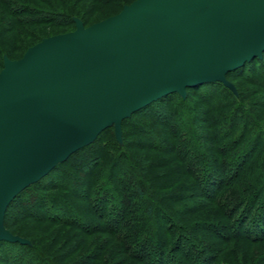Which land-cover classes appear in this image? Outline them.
Masks as SVG:
<instances>
[{"label":"water","instance_id":"1","mask_svg":"<svg viewBox=\"0 0 264 264\" xmlns=\"http://www.w3.org/2000/svg\"><path fill=\"white\" fill-rule=\"evenodd\" d=\"M42 39L0 71V243L10 203L75 152L160 99L220 83L264 53V0H135Z\"/></svg>","mask_w":264,"mask_h":264},{"label":"trees","instance_id":"2","mask_svg":"<svg viewBox=\"0 0 264 264\" xmlns=\"http://www.w3.org/2000/svg\"><path fill=\"white\" fill-rule=\"evenodd\" d=\"M0 3L11 17L20 19L22 13L16 0H0ZM70 20L74 25L73 18ZM3 56L11 60L7 55ZM0 67L2 69L3 62ZM226 78L228 81L229 78L240 79L264 92V53L261 59H254L228 73ZM201 89L206 91L199 94ZM235 89L236 94H233L222 84L211 83L187 89L185 100L177 94L166 96L122 122V145L117 143L112 128L103 131L94 143L72 154L46 177L16 196L6 210L5 228L15 235L9 224L13 222L11 214L15 216L16 212L19 217L32 222H48L81 233L107 234L120 244L123 255L140 264H216L218 251L215 255L203 242L192 237L183 238V234L176 232L179 231L176 223L170 222L176 216L175 211L169 209V204L187 203L198 194L169 200V195L163 194L167 186L158 187L157 183L175 174H151L156 179L153 186V179L149 177L148 180L146 176L148 170L152 171L157 166L156 161L147 162L150 155L135 157L130 153L127 145L131 143H125L128 133L138 139V149L167 155L171 163H179L183 169L179 175L190 179L206 199L218 198L222 190L231 189V193L224 194L217 202L221 213L214 215L216 220L205 223L215 226L212 231L217 237L232 240L217 229L216 222L219 221L233 226V238L236 240L243 236L251 242H263L264 171L251 175V167H248L254 162L257 171L264 168V122L245 103L249 92L241 93L237 87ZM190 96L202 102L201 111L206 115L202 122L209 131L206 146L213 153L199 144L198 127L193 121L195 105ZM175 100L178 104L173 107ZM254 104L257 108H264V102L256 101ZM179 113L185 114L184 124L177 121ZM129 126L131 131L127 132ZM108 134L111 135L110 142L101 143ZM178 183L179 180L175 181ZM145 191L149 195V203L141 213H136L137 202L146 200ZM42 193L49 194L44 196ZM80 208L89 213L91 220L80 213ZM41 211H44V216ZM154 216L155 222L159 220L160 223L149 226V220ZM25 239L30 245L0 243V249L5 253L0 257L1 264H54L30 239ZM26 254L29 255L26 257ZM63 257L65 260L71 258L70 255Z\"/></svg>","mask_w":264,"mask_h":264},{"label":"rangeland","instance_id":"3","mask_svg":"<svg viewBox=\"0 0 264 264\" xmlns=\"http://www.w3.org/2000/svg\"><path fill=\"white\" fill-rule=\"evenodd\" d=\"M16 1L20 5L19 11L22 13L20 19H14L11 17L7 13L6 7L0 3V66L3 55H7L11 60H18L24 54L26 48L36 44L41 39L73 31L74 25L70 24V19L72 18L81 20L86 26L91 25L106 17L118 14L121 11L122 4L128 5L135 0ZM229 82L234 87H237L241 93L249 92V98L245 100V103L251 108L259 120L264 122V108L260 106V109L254 106V102L256 101H260L261 103L264 102V92L259 91L254 86L247 85L240 79L229 78ZM204 90L205 89H201L199 94H202V92L204 93L206 91ZM190 98L195 105L193 121L198 127L197 138L199 144L203 146L205 150H209L213 153V151L206 146L209 131H207L202 122V119L204 117L206 118V115L201 111L200 106L202 102L199 98L194 96H190ZM220 100L223 101L224 99ZM177 104L178 101L175 100L173 102V107H176ZM185 118V114L179 113L177 121L184 124ZM134 124L135 123L133 122V125ZM129 129L131 131V126L126 129L127 132ZM153 129L154 128L151 127V130ZM110 138L111 135L108 134L107 137L105 139L102 138L100 142H110ZM137 140L127 133L125 143H131L129 144L130 146L127 145L128 151L133 153L135 157L150 155L151 159H147V162L156 161L155 163L157 166L155 167L162 166V170L160 168L154 171L153 169H155V167H153L152 171L151 169L148 170V176H146V179L151 177V174L154 173H164L165 175L167 173V175H171L172 173L175 174H172L171 177L169 176L170 178L164 177L166 179H162V182L157 183L158 187H162V185L167 186V190L163 194L169 195V200L188 196L192 193L198 194L197 198L188 200L187 203L169 204V209L171 208L175 211L174 213L176 217H172L170 222L176 223L177 228H179V231L176 232L183 234V238L187 237L190 239V237H192L198 242H203L204 246H210L212 249L211 252L215 253V255L219 252V259L216 264H264V241L251 242L246 240L243 236L238 237V240H236V237H234L236 239L233 238V226L230 224L226 226V222L218 223L219 221H217V229L220 230V233L232 237L231 239L233 240L225 241L217 237L212 231L215 227L213 224V227L205 224L212 220H216L214 215L221 213L217 207V202L221 201V196L224 194L231 193L230 188L222 190L218 198L214 197L212 200L206 199L200 193L198 187L192 185L193 182L190 179L182 178L179 175L183 172L179 163H171L168 159L169 156L167 155H160L156 152H148L138 149L136 147L138 144L136 143ZM248 157L249 155L246 158ZM168 163L170 164L168 165ZM253 163L249 164L248 168L251 167L249 174L253 175L257 174V172L262 173L264 171V168L262 167L260 168L261 170L259 169V171H257L254 168ZM63 170H65V168ZM151 179H153V177H151ZM154 180L156 179L151 180V183H153ZM178 180L180 183L175 184V181ZM59 181H61V178ZM153 186H155L154 183ZM185 186L188 188L181 189ZM145 193L146 200L141 199L140 202H137V205L135 206L136 213H141L149 203V195L146 191ZM42 194L45 196L49 193ZM89 210L92 212L91 208H89ZM79 211L88 220H91L88 212L84 211L82 208H80ZM41 212L42 213L40 214L44 216V211ZM14 213L15 216L11 214L13 222L9 224L12 228V232L15 234L14 236L20 235L18 237L23 239L26 237L30 239L39 247V250L43 252V256H49L54 264H140L139 262L123 255L120 244L107 234L93 232L81 233L48 222H32L28 219L19 217L16 212ZM154 218L156 217L154 216L149 220V226L154 227V224L160 223L159 220H156V223ZM144 220L147 221L146 218ZM212 223L215 222L213 221ZM90 224L94 223L90 222ZM173 232L172 239L174 238L175 230ZM61 250H64L65 252L61 253ZM58 251L59 253H57ZM141 251L143 253L145 252L143 250ZM4 255V250L0 249V257ZM28 255L26 254L25 256L27 257ZM66 255H70L71 258L65 260L66 257L63 256ZM1 263L0 260V264ZM47 263H49V260Z\"/></svg>","mask_w":264,"mask_h":264}]
</instances>
